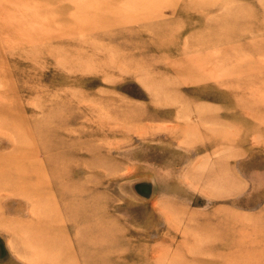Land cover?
I'll return each instance as SVG.
<instances>
[{
    "label": "rangeland",
    "instance_id": "1",
    "mask_svg": "<svg viewBox=\"0 0 264 264\" xmlns=\"http://www.w3.org/2000/svg\"><path fill=\"white\" fill-rule=\"evenodd\" d=\"M0 181V264H264V0H0Z\"/></svg>",
    "mask_w": 264,
    "mask_h": 264
},
{
    "label": "bare ground",
    "instance_id": "2",
    "mask_svg": "<svg viewBox=\"0 0 264 264\" xmlns=\"http://www.w3.org/2000/svg\"><path fill=\"white\" fill-rule=\"evenodd\" d=\"M148 11H143V13H147ZM243 14H241V15H239V16H229V17H227V18H223V19H221V22L222 23H229V22H236V23H240V22H245V23H247V21H246V18H249V16H251L252 15V13L250 14L249 12H242ZM103 20H106V18H102L101 19V21H103ZM239 33V32H238ZM211 34V33H210ZM208 35V34H207ZM229 39V38H228ZM228 39H226V40H228ZM236 48V47H235ZM234 50H238V49H234ZM239 55V53H235L234 55ZM18 155V154H17ZM19 156V155H18ZM20 157V156H19ZM21 158V157H20ZM17 160H19V158L17 157ZM18 162V161H17ZM9 164H11L10 166H11V169H13V170H21V167L18 165V164H14V163H12V162H10L9 161V163L8 164H6L5 166H7V165H9ZM48 167V166H47ZM42 168V167H41ZM45 170H46V168H45ZM47 171V170H46ZM2 183H4L3 181H0V184H2ZM1 189H3V188H1ZM34 193H35V191H34ZM33 193V194H34ZM87 214V213H86ZM24 225V224H23ZM23 227V226H22ZM87 236H89V238H91V235L90 234H87ZM76 247H77V245H76ZM58 256V258L55 260V262L54 263H59V264H67V263H65V261H64V257H66V256H69L70 255V250H68V248H66L64 251H59V252H57L56 253ZM43 260V259H42ZM75 262V261H74Z\"/></svg>",
    "mask_w": 264,
    "mask_h": 264
}]
</instances>
